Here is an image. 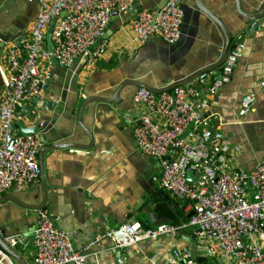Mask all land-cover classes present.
Returning a JSON list of instances; mask_svg holds the SVG:
<instances>
[{"label":"crops","instance_id":"0c3cea01","mask_svg":"<svg viewBox=\"0 0 264 264\" xmlns=\"http://www.w3.org/2000/svg\"><path fill=\"white\" fill-rule=\"evenodd\" d=\"M163 1L142 0L139 6L155 9ZM206 1L223 26L234 34V42L243 43L245 47L231 81L223 84L209 98L208 105L202 110L203 118L216 116L214 129H218L231 146L241 147L232 155L231 165L251 171L264 161V92L261 90L264 80V24L255 30L251 25L246 26L234 0ZM38 13L34 0H0V46L1 37L19 40L22 35L20 46L9 42L0 48V97L5 80L14 76L9 71L8 47L16 45L20 48L30 39V28ZM127 13L111 17L107 30L110 24L117 29L106 40L105 53L90 65L81 67V61H78L74 66L63 68L52 59L42 60L39 64L47 85L39 97L40 101L35 102L34 99L29 104L32 115L21 123L34 127L45 116L52 120L53 137L45 134L46 141H43L38 135L42 141L38 153L39 178L21 191L7 190L0 198V237L22 236L19 245L9 247L22 257L25 264H36L33 238L27 236L36 226L37 209L27 207L40 206L45 202L46 211L56 226L68 232L75 250L80 251L98 235L126 222L144 224L149 218L143 208L163 191L155 180L161 175L159 161L140 150L133 136L132 122L145 111L142 105L134 102L137 88H122L116 104H84V100L104 94L103 90L110 85L123 82L128 77L150 86H160L169 83V78L187 76L192 70L205 68L215 59V52L218 48L221 50L218 40L224 45L217 28L215 34L205 31L202 25L197 29L193 18L188 17L190 24L185 23L181 39L176 42H179V48L165 56L161 45L163 39L158 35L142 45L136 42L132 30L136 17L133 15L123 24ZM183 23L184 17L181 31ZM140 51L142 58H138ZM222 66L218 70L222 71ZM193 82L197 83V79ZM113 91L114 88L109 94ZM249 95L253 96L251 109L245 116H240L242 101ZM53 101L56 105L62 104L58 113L43 106V103ZM82 105L81 124L93 135L95 144L87 150L65 147L63 144L68 143L90 147L88 137L74 119ZM50 145L60 146L50 148ZM169 197V203L157 200L151 209L159 218H167L171 223L164 214L165 206L174 208L175 205ZM196 243L195 229L191 227L182 229L176 236L161 235L122 250L115 249L112 241L103 239L94 246L86 264H118L119 259L124 260V264H187L185 259L179 261L176 254L187 252L190 256V248ZM195 251L194 264H224L226 261L225 258L209 257L197 244ZM198 257L202 263L198 262Z\"/></svg>","mask_w":264,"mask_h":264},{"label":"built area","instance_id":"2783aa9c","mask_svg":"<svg viewBox=\"0 0 264 264\" xmlns=\"http://www.w3.org/2000/svg\"><path fill=\"white\" fill-rule=\"evenodd\" d=\"M142 0H39L40 10L30 28V39L22 47L7 50L9 71L0 97V198L9 189L21 191L36 181L41 168L38 153L42 141L38 135H16L17 123L32 115L29 104L39 98L47 78L40 70L42 60L54 58L65 67L87 58L86 65L103 55L107 41L91 52L107 30L111 14H126ZM132 30L138 44L152 36L176 43L181 35V0H168L162 8L142 9L135 14ZM48 29L53 50L46 46ZM243 43L227 56L221 78L212 71L202 73L197 83L189 82L171 91L155 94L138 88L134 102L145 111L133 120V136L146 155L156 158L161 167L160 186L175 205H185L193 213L188 222L164 223L145 227L141 222H126L98 235L83 250H75L70 235L56 226L48 211L36 210L33 244L36 264H86L94 246L103 239L118 250L136 246L161 235L176 236L193 228L198 247L211 258H225L224 264H264V161L253 170L233 167L232 155L241 150L231 146L213 123L216 116L203 118L202 110L219 88L231 81L243 49ZM264 92V80L261 82ZM253 96L243 99L240 116L251 109ZM193 172V177H188ZM22 236H9L11 248ZM187 260L188 253L176 254ZM0 264H16L0 245ZM118 264H124L119 259ZM187 264H194L192 260Z\"/></svg>","mask_w":264,"mask_h":264},{"label":"water","instance_id":"95a60500","mask_svg":"<svg viewBox=\"0 0 264 264\" xmlns=\"http://www.w3.org/2000/svg\"><path fill=\"white\" fill-rule=\"evenodd\" d=\"M168 0H164L161 4H159L155 9L157 8H162ZM209 1V0H208ZM35 4L38 6V11L40 10V5H39V0H34ZM236 9L238 13L245 19V25L246 26H252V28L255 30L257 29L260 25L264 24V0H234ZM212 6L211 4H207L206 0H181V9L183 11V17H184V23H183V28L181 32H184V26L185 23L190 24L188 17H192L194 20V23L196 24L195 27L199 29V25H202L203 27L206 28L205 31H209L211 33H216L217 28L222 35L224 39V45L218 40V45L221 47V50L218 48L217 52H215V59L211 60L210 64L206 66L205 68H199L198 70L191 71L187 76H178L177 78H169V83H163L160 86H150L148 84H145L143 82H139L135 80L133 77H128L126 80L123 82H117L113 83L108 87L107 89L103 90L105 93L104 94H98L97 96H90L89 98L85 99L84 104H89V103H103V104H116L117 102V95L119 94L120 90L124 87H135V88H144L147 89L155 94H160L163 92L171 91L176 87L184 86L189 82H193L196 80L202 73L207 72V71H213L214 75L217 76V78H221L222 74L221 71L218 70V68L225 62L227 56L230 54V52L236 47V42H234V34L223 26V24L219 21L217 16L213 14L211 10ZM144 9L142 6L136 5L133 9H130L129 12L127 13V18L124 20L123 24L126 23L127 19L131 18L133 15H135L137 12L141 11ZM39 14V13H38ZM120 14L117 12H113L111 14L112 17H117ZM117 26L110 24L109 29L106 30L104 35L97 40L95 45L92 47L91 52L95 51L97 47L102 44L104 41L109 39L112 34L116 31ZM52 30L50 29L49 34L47 36V42L49 44V51L52 52L53 50V44L51 42V34ZM190 33V32H189ZM182 36V35H181ZM181 36L179 39H181ZM7 37V36H6ZM1 37L2 43L0 48L4 46V44H8L9 42H14L20 46L19 40L22 39V35L19 37V40H14L13 38H6ZM163 43L161 44L164 49L162 50V53L167 56L169 52H174L176 49L179 48V42L175 44H168L164 40L162 41ZM22 47V46H21ZM138 58H142V51L139 52ZM52 60L55 61L54 58ZM57 62V61H56ZM87 58H84L81 61V67H84L86 65ZM63 66V65H62ZM65 68V66L63 67ZM114 88V91L110 95L109 93L111 90ZM63 99L62 96H58ZM39 98L35 99V102H39ZM43 106H46L48 110L52 112H59L60 107L62 108V104L56 105V102L54 104L53 102L50 103H43ZM59 106V107H58ZM82 105L79 108V111L77 115H74V119L76 120V123L78 126L81 128V130L85 133V135L88 137L89 142H90V147H85L77 143H68V144H63L65 147H71V148H76V149H83L87 150L91 148L95 144V140L93 135H91L83 126L81 122V115H82ZM40 124H36L34 127H29L24 125L23 123L19 122L17 123L18 126V131L16 135H23V136H32V135H40V137L45 140V134H48L50 137H53V133L51 132L50 124L52 120H47L46 117H42ZM60 145H50L49 147H59ZM188 177L192 178L193 177V172H188ZM157 200H160L161 202H166L169 203L170 197L167 194L166 191H160L151 201L148 202V204L143 208V212L148 215V220L144 222L145 226H159L164 223H168L169 220L167 218H159L155 212L152 211L151 207L153 203ZM26 209H43L47 210V206L44 204L40 206H29ZM193 215L191 212L188 215V218H190ZM36 226L33 228V230L30 232V234L27 237H31L33 235V231L35 230ZM8 236L1 235L0 237V245L2 249L17 263V264H25L24 260L22 257L13 251L5 242L4 240L7 239ZM194 243V241H191ZM197 244V243H196ZM196 244L192 245L190 248V256L186 262L189 260H194L196 258L195 255V250H196ZM198 246V244H197ZM207 259V258H204ZM199 263H202L201 258H197Z\"/></svg>","mask_w":264,"mask_h":264},{"label":"trees","instance_id":"16d2710c","mask_svg":"<svg viewBox=\"0 0 264 264\" xmlns=\"http://www.w3.org/2000/svg\"><path fill=\"white\" fill-rule=\"evenodd\" d=\"M164 214L167 215L171 219V223L174 225H180L181 223L188 222L189 212H185V205L179 206L174 205V208H171L170 205L164 207ZM145 226V224H143ZM148 227V226H145Z\"/></svg>","mask_w":264,"mask_h":264}]
</instances>
